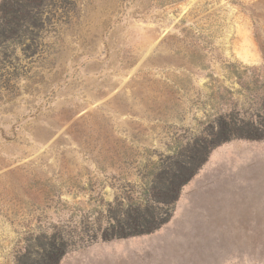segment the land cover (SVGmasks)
I'll return each mask as SVG.
<instances>
[{"label":"rangeland","instance_id":"374dc122","mask_svg":"<svg viewBox=\"0 0 264 264\" xmlns=\"http://www.w3.org/2000/svg\"><path fill=\"white\" fill-rule=\"evenodd\" d=\"M262 107L264 0H0V264L38 233L66 259L151 236L102 238L153 198L160 163ZM196 174H264V138Z\"/></svg>","mask_w":264,"mask_h":264},{"label":"crops","instance_id":"0c3cea01","mask_svg":"<svg viewBox=\"0 0 264 264\" xmlns=\"http://www.w3.org/2000/svg\"><path fill=\"white\" fill-rule=\"evenodd\" d=\"M120 240L116 252L65 254L60 264H264V174H194L165 224Z\"/></svg>","mask_w":264,"mask_h":264},{"label":"trees","instance_id":"16d2710c","mask_svg":"<svg viewBox=\"0 0 264 264\" xmlns=\"http://www.w3.org/2000/svg\"><path fill=\"white\" fill-rule=\"evenodd\" d=\"M258 119L237 118L223 114L211 124L207 135L197 137L183 151H178L160 163L151 188L153 198L144 206H129L122 218L111 220L103 239L121 238L151 233L166 223L183 186L197 173L215 147L235 138H264V107ZM263 110V111H262ZM162 204L165 210L159 206ZM69 243L62 236L38 233L28 240L17 257V264H60L68 252Z\"/></svg>","mask_w":264,"mask_h":264}]
</instances>
